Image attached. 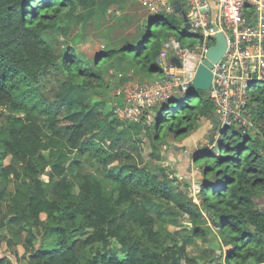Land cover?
Returning a JSON list of instances; mask_svg holds the SVG:
<instances>
[{"label":"trees","instance_id":"obj_1","mask_svg":"<svg viewBox=\"0 0 264 264\" xmlns=\"http://www.w3.org/2000/svg\"><path fill=\"white\" fill-rule=\"evenodd\" d=\"M126 1L0 0V247L21 244L25 264H264L256 202L264 195V82L248 92L260 134L221 126L209 93L201 91L213 109L188 100L193 87L154 108L150 128L117 116L103 92L90 95L106 87L102 67L158 73L164 42H183L178 22L150 13L146 29L108 42L91 61L44 39L99 15L110 19ZM201 115L216 138L192 158L201 173L196 201L188 179L144 163L139 133L150 139L151 157L164 160L165 139L186 136ZM207 219L228 251L192 256L187 246L206 241ZM0 264L12 262L0 256Z\"/></svg>","mask_w":264,"mask_h":264},{"label":"built area","instance_id":"obj_2","mask_svg":"<svg viewBox=\"0 0 264 264\" xmlns=\"http://www.w3.org/2000/svg\"><path fill=\"white\" fill-rule=\"evenodd\" d=\"M138 1L153 14L174 12L179 7L178 12L186 18L182 28L184 35L200 41L197 46H189L176 38L168 39L156 57L160 79L168 80L175 90L179 89L175 91V97H182L193 86L198 65L215 43L213 37L218 31L223 33L226 49L211 68L209 96L221 126L230 127L241 123L242 132L252 126V120L243 114L249 104L248 92L252 90L253 83L264 82V0ZM186 23L189 25L187 29ZM172 58L177 59L179 64L172 62ZM128 90L132 94L130 102L139 106V113L142 106L155 104L159 97H168L166 93L160 94L155 89L139 84ZM114 95L117 99L119 95L129 96L122 88L116 89ZM117 107L127 113V116L121 117L130 119L131 113L128 112L132 108L125 105Z\"/></svg>","mask_w":264,"mask_h":264},{"label":"rangeland","instance_id":"obj_3","mask_svg":"<svg viewBox=\"0 0 264 264\" xmlns=\"http://www.w3.org/2000/svg\"><path fill=\"white\" fill-rule=\"evenodd\" d=\"M125 5V4H124ZM116 16L112 15V18L107 19L106 16L99 15L98 18H92L88 20V24L84 27L78 25L73 27L70 32L66 36L61 35L59 32L53 30L50 34H44V39L47 43L51 44L57 41V44L62 48H66L67 46H71L74 48L75 53L77 54V58L83 59L84 61H91L94 56L103 50H106V45L108 42L115 41L117 44L122 42V39L129 40L135 34L142 32L148 25H150V17L151 14L146 10L147 8L139 2L138 0H127L126 6L123 9L116 7ZM168 18H172L174 22H178V26H180V30L183 28V18L179 17L178 13L170 11L168 13H161ZM148 23V25H147ZM140 26L138 29L137 27ZM213 41L215 38L213 37ZM183 42L189 44V46H197L200 44V41L190 35H183ZM115 68H119V66H115ZM159 71V69H158ZM51 69L48 70L46 75L50 76ZM160 73V72H159ZM52 74V73H51ZM101 76L103 78V83L106 86L105 88L97 87L99 95H90V99L98 100L99 97L103 95L106 102L113 105H120L132 108L131 115L128 117L130 119H136L134 121H139L141 118L142 124H147L152 127L154 114V108H156L160 103H163L170 99H175L176 94L175 91L179 90L172 87L166 79H160V74H147L143 72H138L133 68L124 67L123 70H115L113 68L102 67ZM118 76V78L116 77ZM47 79V78H46ZM49 79V78H48ZM51 82H48V87ZM139 84L144 86L145 88H152L157 90L160 94L166 93L168 97L165 99L159 97L155 104L153 105H144L140 109L139 106L134 105L130 102L132 98L131 91L128 90L133 85ZM262 82H259V86ZM118 88H122L126 93L129 94L128 97L118 96V99L115 97V90ZM135 88V87H134ZM205 97L202 92L197 90L195 93L189 96V101L191 103H195L197 100H201V104L206 106V108L213 109L212 104L209 101H205ZM119 102H121L119 104ZM253 107L254 104H249L247 110L244 112L243 116L251 119V115L249 114V108ZM216 111V109H215ZM117 116L120 115L127 116V113L119 107L115 109ZM156 114L159 112V108L155 109ZM207 115L204 117L201 115L197 119L195 118L196 128L181 138L172 139L171 137H167L163 142L162 146L159 148V154L165 156V159H154L151 157V148L149 147L150 139H148L143 130L139 133V137L141 139V148L142 153L141 156L143 158L144 163L152 164V166H162L166 167L170 171V175H176L179 179L184 177L188 179V190L190 194L198 201V191H199V183L198 179H200V172L198 170L197 165L192 161V158L199 153V149L202 147H206L208 149L212 148L211 146L215 142L216 133L212 131L215 128L213 126L211 120L207 118ZM253 122V121H252ZM241 124V123H240ZM240 124H235L237 128H241ZM250 135H255L256 132L260 134L261 131L257 130V127L252 123V126L247 127L246 129ZM9 162L8 158H5L4 164ZM84 169L94 171V166L91 163H85ZM187 183V182H186ZM45 190L48 192L49 186L48 184L44 185ZM257 206L259 209L264 210V195H260L256 197ZM43 217V215H42ZM184 223H186L184 221ZM188 228L191 226L190 223L185 224ZM206 228V241H202L199 238L194 240L193 245L187 246V251L192 256H197L203 249H216L217 253H221V251H228L227 246H223L220 242V236L218 232V228L215 227L212 223L207 219L204 223ZM169 229H174L172 226H169ZM7 236L9 234L6 230H3ZM16 241V237L9 236ZM38 247L40 243H36ZM220 244L222 245V250L219 249ZM14 252L16 254H14ZM24 252L21 244H17L14 246L7 247L3 242L0 247V256H7L12 264H25L26 261L22 257ZM24 259V260H23ZM224 261V258H223ZM224 263V262H223Z\"/></svg>","mask_w":264,"mask_h":264},{"label":"water","instance_id":"obj_4","mask_svg":"<svg viewBox=\"0 0 264 264\" xmlns=\"http://www.w3.org/2000/svg\"><path fill=\"white\" fill-rule=\"evenodd\" d=\"M179 7L175 9L178 12ZM183 20L186 21L185 16L183 15ZM189 27L188 23L185 24V28ZM201 39V37H199ZM226 49V40L222 32L218 31L215 34V43L209 47L206 57L203 59L196 69L194 78H193V88L196 90L204 91L208 94L211 81H212V72L211 68L213 64L217 63L221 56L223 55ZM172 62L179 64L177 59L172 58ZM201 178V175H200Z\"/></svg>","mask_w":264,"mask_h":264},{"label":"clouds","instance_id":"obj_5","mask_svg":"<svg viewBox=\"0 0 264 264\" xmlns=\"http://www.w3.org/2000/svg\"><path fill=\"white\" fill-rule=\"evenodd\" d=\"M193 87V86H192ZM208 93H209V91H208ZM172 102V101H171Z\"/></svg>","mask_w":264,"mask_h":264},{"label":"crops","instance_id":"obj_6","mask_svg":"<svg viewBox=\"0 0 264 264\" xmlns=\"http://www.w3.org/2000/svg\"><path fill=\"white\" fill-rule=\"evenodd\" d=\"M184 34V33H183Z\"/></svg>","mask_w":264,"mask_h":264}]
</instances>
